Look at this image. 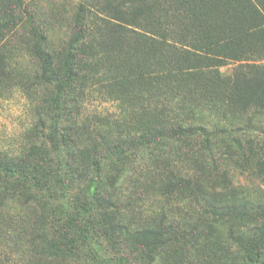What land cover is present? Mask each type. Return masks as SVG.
Wrapping results in <instances>:
<instances>
[{"label": "trees", "instance_id": "obj_1", "mask_svg": "<svg viewBox=\"0 0 264 264\" xmlns=\"http://www.w3.org/2000/svg\"><path fill=\"white\" fill-rule=\"evenodd\" d=\"M83 5L59 51L52 50L47 35L32 31L30 52L40 62L39 79L54 87L56 97L64 93L65 127L51 131V153L32 144L20 155L0 156L3 176L38 191H47L39 170L45 163L67 189L86 182L91 164L101 173L84 186L95 205L75 207L67 218L54 212L38 219L53 231L49 249L102 243L129 249L116 264H135L132 254L150 263L174 246L164 264H191L193 250L204 252L205 264H235L239 253L246 264H257L264 252V204L208 201L211 178L196 156L208 158L209 135L232 137L236 127L264 117V45L255 40L264 31V0H100L98 15ZM6 26L0 25V33ZM229 64L231 71L223 73ZM99 89L119 102L114 127L107 119L91 127L81 117L78 100ZM180 142L195 148L190 175L164 158L162 146ZM143 151L164 202L157 222L138 225L127 218L129 198L120 187L125 181L131 188L139 184ZM262 156L255 163L260 172L264 151ZM176 200L191 209L180 212ZM214 221L227 227L223 243L209 232ZM34 239L36 253L49 250L41 235Z\"/></svg>", "mask_w": 264, "mask_h": 264}, {"label": "rangeland", "instance_id": "obj_2", "mask_svg": "<svg viewBox=\"0 0 264 264\" xmlns=\"http://www.w3.org/2000/svg\"><path fill=\"white\" fill-rule=\"evenodd\" d=\"M99 1L0 0V25H7L0 33V156L20 155L32 144L44 146L51 153V131L56 129L61 133L65 127L64 93L60 92V97H56L54 87L46 86L39 79L41 65L30 52L36 41L32 31L36 29L47 35L52 50L59 51L71 33L80 5L84 4L91 13L98 15ZM255 40L263 46L264 31ZM232 67L229 64L221 71L229 73ZM56 100L58 105L54 103ZM78 104L81 117H86L91 127L106 119L114 127L112 121L119 120L121 115L119 102L104 90L89 93L80 98ZM208 140V158L205 154L196 156L204 160L211 178L205 188L208 201L264 204V172L255 166L258 159H263L264 117H252L249 127H236V135L232 137L211 134ZM162 149L166 161L176 165L182 174L190 175L196 168L193 163L195 148H187L180 142L163 145ZM141 154L143 159L136 170L139 184L131 188L125 181L120 189L126 194L125 199L129 198L127 218L130 223L146 225L157 222L164 197L159 192L157 180L151 179L147 173L152 162L150 156L146 151ZM39 170L45 176L46 192L38 191L15 177L7 178L0 172V264H116L118 258L130 252L127 248L117 250L102 243L91 249L79 246L50 250L53 231L38 219H47L54 212L60 219L67 218L75 207L95 205L84 191L85 185L89 186L91 178L98 172L91 164L86 182L82 185L74 182L67 189L57 182L58 175L50 164H42ZM104 183L102 179L105 188ZM175 203L180 212L191 209V205L180 200ZM56 232V241H61L64 238L58 237L62 235L61 231ZM209 232L221 243L226 241L225 224L214 221ZM36 234L45 239L49 250L36 253L33 249ZM174 250V246H168L150 263H145L136 254L131 256L135 264H164ZM203 253L193 250L191 264H205L208 257ZM245 260V256L239 253L235 264H246ZM257 264H264V252Z\"/></svg>", "mask_w": 264, "mask_h": 264}]
</instances>
